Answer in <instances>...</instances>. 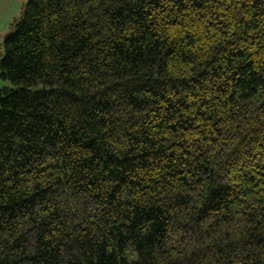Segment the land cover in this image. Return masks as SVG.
Wrapping results in <instances>:
<instances>
[{
  "label": "trees",
  "instance_id": "16d2710c",
  "mask_svg": "<svg viewBox=\"0 0 264 264\" xmlns=\"http://www.w3.org/2000/svg\"><path fill=\"white\" fill-rule=\"evenodd\" d=\"M0 59V264H264V0H29Z\"/></svg>",
  "mask_w": 264,
  "mask_h": 264
},
{
  "label": "rangeland",
  "instance_id": "374dc122",
  "mask_svg": "<svg viewBox=\"0 0 264 264\" xmlns=\"http://www.w3.org/2000/svg\"><path fill=\"white\" fill-rule=\"evenodd\" d=\"M29 0H0V59L5 54L4 38L15 30V19L23 13L24 6ZM4 82L0 79V87Z\"/></svg>",
  "mask_w": 264,
  "mask_h": 264
}]
</instances>
